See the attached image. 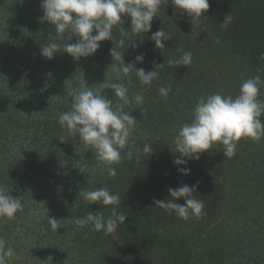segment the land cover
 Segmentation results:
<instances>
[{
  "label": "trees",
  "instance_id": "1",
  "mask_svg": "<svg viewBox=\"0 0 264 264\" xmlns=\"http://www.w3.org/2000/svg\"><path fill=\"white\" fill-rule=\"evenodd\" d=\"M171 3L163 0L149 33L133 34L128 20L112 29L114 41L124 40L118 50L125 51V63L143 53V63L135 67L150 71L164 61L148 86L134 71L127 77L112 71L110 40L78 61L61 52L44 58L42 45L64 42L55 39L53 25L39 20L40 0H0V184L24 205L13 219L0 218V238L17 258H27L26 264H264V137L241 138L232 158L224 157L223 145L214 143L199 160L189 161L187 176L178 173L177 167L184 165L174 166L179 154L170 150L176 131L191 121L202 94L235 97L247 78L259 75L264 80V0H209L201 27H192L179 11L173 16ZM228 14L232 20L224 28L220 23ZM161 28L170 40L163 41L160 50L150 37ZM132 42L139 47L133 50ZM187 51L192 53L190 65H168L169 59ZM104 80L125 84L130 99L138 93L144 97L142 105H127L138 123L123 159L110 165L115 176L97 167L94 152L58 122L59 113L71 105L68 91L85 81L113 99L116 107L113 91L99 84ZM168 86L171 92L164 98L159 88ZM258 98L264 100V85ZM259 119L264 123V113ZM145 143L154 150L151 155L136 152ZM197 182L194 198L204 203L199 217L185 220L155 205L154 199L169 197V186ZM100 187L118 193L120 203L88 205L78 196L81 189ZM246 190L251 194L243 202L235 193ZM227 191L234 194L224 199ZM220 201L227 207L238 201L235 208H242V218L229 214L212 225ZM89 210L102 212L105 220L113 211L127 218L108 235L73 224ZM48 214L60 220L57 232Z\"/></svg>",
  "mask_w": 264,
  "mask_h": 264
},
{
  "label": "clouds",
  "instance_id": "2",
  "mask_svg": "<svg viewBox=\"0 0 264 264\" xmlns=\"http://www.w3.org/2000/svg\"><path fill=\"white\" fill-rule=\"evenodd\" d=\"M162 3L163 0H40L43 16L39 20L53 25L55 39L64 42L63 44L47 42L41 46V55L50 60L57 52H61L78 61L82 57L87 58L95 54L100 48V42L110 40L114 45L109 50L112 71L118 77L121 75L127 77L134 71L142 85L150 86L159 76L156 67H163L164 61L150 71L135 67L137 63H143V53L136 55L133 61L125 63L123 58L125 51L118 50L124 47V40L114 41L112 29L117 24L124 25L125 20H128L133 34L149 33L153 18H157ZM171 5L174 6L173 16L177 11L181 16L186 14L192 27L202 26L203 17L206 16L204 14L210 8L209 0H172ZM231 20L232 17L228 14L220 24L227 28ZM120 31L122 35L125 34L124 27H121ZM73 37H76L75 42H71ZM150 39L154 41L155 47L161 50L165 48L163 41L170 40V34L161 28L152 33ZM130 45L133 50L139 47L133 42ZM167 63L169 66L186 67L192 63V53L183 52L178 59H169ZM99 84L103 90L113 91L114 97L117 98L116 107H113V99L107 98L99 89L93 90L85 81L84 84L72 87L68 91L71 105L69 110L59 113L58 122L66 128L69 135L78 134L85 146L94 152L97 167L104 166V170L110 176H115L116 169L110 165L121 162L123 159L121 153L129 147L130 138L138 123L134 116L124 111V107L133 100L136 104L142 105L144 97L138 93L130 99L128 88L123 83H107L104 80ZM262 85L264 80L256 75L241 83L239 94L235 97L217 92L202 94L198 98L192 110L191 121L179 127L172 141L171 152L179 154L173 159V164L184 165L177 167L179 174L190 175L191 168L187 167L189 161L199 160L201 154L209 151L214 143L223 145L224 157L232 158L236 155L237 142L241 138L247 137L256 141L264 137V123L259 119L264 113V100L258 98ZM169 92L171 86L159 88V93L164 98H167ZM120 101L122 103H119ZM60 141L64 142V138L61 137ZM131 143L134 145L135 141ZM153 151L147 143L142 149H136L139 154L151 155ZM127 155L129 158L132 157L131 149ZM198 183L191 186L183 184L175 188L169 186L167 188L169 197L163 200L154 199V203L185 220L190 216L199 217L204 203L194 198ZM78 196L88 205L98 203L108 206L120 203L119 194L110 192L107 187L81 189ZM179 198H184V204L176 202ZM23 207L21 198L13 196L5 185L0 184V218L13 219ZM126 218V215L113 211L112 216L105 220L102 212L97 214V211L89 210L86 215L76 217L72 222L80 228L91 226V230L103 231L108 235L114 233L118 224L124 223ZM59 221L48 214V223L56 232L62 226ZM5 243L4 239L0 238V264H9L16 256L15 250L5 247Z\"/></svg>",
  "mask_w": 264,
  "mask_h": 264
},
{
  "label": "rangeland",
  "instance_id": "3",
  "mask_svg": "<svg viewBox=\"0 0 264 264\" xmlns=\"http://www.w3.org/2000/svg\"><path fill=\"white\" fill-rule=\"evenodd\" d=\"M132 103L136 104L135 101H133ZM131 108H132L131 106L128 107L127 105H125V107H124V111H126V112H130ZM108 189H109V188H108ZM229 194H230V195H233L234 193H233V192H228V191H227L226 196L224 197V199H226V198L229 196ZM250 194H251V191H250V190H246V191H244L241 195H240L238 192L235 193V195L241 197L240 200H242V201L245 200V197H246V196H247V197H250ZM237 202H238V201H236V202L231 201V204L227 207V206L225 205V203H223V201H220V202H219V203H220L219 207L216 206L217 208H215V212H216L217 209L219 208V209H220V213H219V216L217 217V218H218L217 220H216V219H211V220H212V225L215 226V224H217L219 221H222V218H226V219H227V216H226V215H229V214H230V217H231L232 214H235L234 217H237L238 219H241L242 216H238V214H239V212L242 210V208H241V207H239L238 209L235 208V204H237ZM243 202H244V201H243ZM237 222H239V221H237ZM15 253H16V252H15ZM19 256H20V255H18V258H17V254H16V256H15L14 258H12L11 260H15L16 262L19 261L18 264H26V262H27L26 259H27V258H25V257H19ZM11 262H12V261H11Z\"/></svg>",
  "mask_w": 264,
  "mask_h": 264
}]
</instances>
